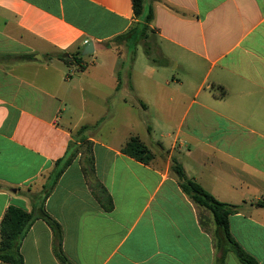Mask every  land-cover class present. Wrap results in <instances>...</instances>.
<instances>
[{"label":"crops","instance_id":"obj_1","mask_svg":"<svg viewBox=\"0 0 264 264\" xmlns=\"http://www.w3.org/2000/svg\"><path fill=\"white\" fill-rule=\"evenodd\" d=\"M149 9L144 31L132 0H0V228L10 206L30 212L43 199L89 125L114 208L97 200L79 154L45 201L66 264H242L182 189L174 160L240 206L230 232L264 264V207L254 205L264 199V0H145ZM88 43L84 68L52 58ZM132 137L150 163L123 153ZM20 251L24 264H65L42 219Z\"/></svg>","mask_w":264,"mask_h":264},{"label":"trees","instance_id":"obj_2","mask_svg":"<svg viewBox=\"0 0 264 264\" xmlns=\"http://www.w3.org/2000/svg\"><path fill=\"white\" fill-rule=\"evenodd\" d=\"M134 14L141 18L147 24L144 31H148V24L153 20V10L149 9L145 13V0H132ZM147 56L152 63H157L155 57L147 52ZM52 58L63 62L66 66L74 64L83 66V56L81 52L76 54L57 53ZM120 81V80H119ZM94 127L89 125L81 126L74 134L75 141H71L67 154L64 158L56 161L54 169L49 174L47 185L44 187V197L38 204L33 206L32 211H25L21 208L10 206L5 213L0 228V261L5 264H24V258L20 251L21 241L28 233L31 226L38 219L46 221L51 228L56 241V254L58 258L67 263V257L62 248L63 231L57 220H55L45 208V201L49 194L56 187L59 179L70 166L74 159L79 155H84L83 173L90 181L95 195L103 208L110 212L114 208L112 197L107 189L97 179L94 166V157L92 151V142L88 140L87 133ZM123 153L143 163H150L154 159V154L149 147L138 137H132L125 147ZM172 171L180 181L182 189L191 199L200 207L208 210L212 216L214 224L223 238L232 246L238 259L242 264H259L256 258L245 252L236 242L230 232L229 217L240 211V206L220 202L213 195L208 193L201 185L190 179L183 166L176 160L173 161ZM257 207H264V199L254 204Z\"/></svg>","mask_w":264,"mask_h":264},{"label":"water","instance_id":"obj_3","mask_svg":"<svg viewBox=\"0 0 264 264\" xmlns=\"http://www.w3.org/2000/svg\"><path fill=\"white\" fill-rule=\"evenodd\" d=\"M94 51L95 49H94L93 43H88V45H86L85 49L83 50L82 55L89 56V55H92Z\"/></svg>","mask_w":264,"mask_h":264},{"label":"rangeland","instance_id":"obj_4","mask_svg":"<svg viewBox=\"0 0 264 264\" xmlns=\"http://www.w3.org/2000/svg\"><path fill=\"white\" fill-rule=\"evenodd\" d=\"M143 51H144V48H143ZM146 59V58H145ZM172 73H174V71L172 72ZM177 72L175 71V74H176Z\"/></svg>","mask_w":264,"mask_h":264}]
</instances>
